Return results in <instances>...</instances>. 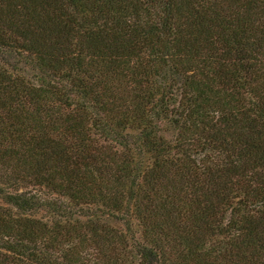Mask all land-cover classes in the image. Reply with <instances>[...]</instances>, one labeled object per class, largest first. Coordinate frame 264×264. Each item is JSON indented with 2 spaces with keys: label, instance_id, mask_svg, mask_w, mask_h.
Listing matches in <instances>:
<instances>
[{
  "label": "trees",
  "instance_id": "obj_1",
  "mask_svg": "<svg viewBox=\"0 0 264 264\" xmlns=\"http://www.w3.org/2000/svg\"><path fill=\"white\" fill-rule=\"evenodd\" d=\"M0 264H264V0H0Z\"/></svg>",
  "mask_w": 264,
  "mask_h": 264
}]
</instances>
